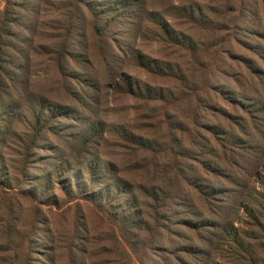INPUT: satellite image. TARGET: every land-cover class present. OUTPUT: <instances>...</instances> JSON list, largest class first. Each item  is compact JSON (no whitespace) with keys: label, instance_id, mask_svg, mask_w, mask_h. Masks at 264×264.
Segmentation results:
<instances>
[{"label":"rangeland","instance_id":"obj_1","mask_svg":"<svg viewBox=\"0 0 264 264\" xmlns=\"http://www.w3.org/2000/svg\"><path fill=\"white\" fill-rule=\"evenodd\" d=\"M239 1L0 0L22 51L1 73L0 264H264L244 210L264 211V26L244 12L263 2Z\"/></svg>","mask_w":264,"mask_h":264},{"label":"trees","instance_id":"obj_2","mask_svg":"<svg viewBox=\"0 0 264 264\" xmlns=\"http://www.w3.org/2000/svg\"><path fill=\"white\" fill-rule=\"evenodd\" d=\"M253 2L256 3V0H252ZM263 2V5L256 10V4L254 7H250V6H247V9L244 10L245 14H250L252 16H254V18L256 20H258L259 22V25L262 27L264 26V0H261ZM244 1L240 0L238 3L239 5L237 6V9L236 11L240 10L241 9V5ZM77 6H75L74 9H76ZM252 9V11L250 10ZM70 11V12H69ZM67 13V20H69V31L73 32L74 30V27H75V24H74V19L76 17V11L74 10H69ZM195 11H199L198 8H192V11H191V14H192V17L193 15L195 14ZM240 12V11H239ZM241 13H243L241 11ZM168 17H171V14H166ZM226 16H223V19L225 18ZM222 19V20H223ZM14 19L12 18V13H7V12H0V85H2V75L1 73L4 71L8 76H10V72H9V67H8V64L11 63V64H16L15 62V59L13 58L12 62H9V57H11V54L8 52V48H11L13 49L14 51H16L18 53V55L21 57L22 56V51L21 50H17L16 46L10 42L9 40V37H13L14 34L12 33V29H11V23ZM149 21H152V22H157V18L155 15L152 14V17L149 19ZM162 22V21H161ZM227 23H230L229 24V29L230 30H234L237 28V23H238V18L237 17H232L231 19L227 20ZM158 25L161 27L162 30H164L165 28H168L166 30V37H169L168 33H172V29H170L169 25L162 22V23H158ZM106 29V26H100V27H95V32L98 34V35H101V33H103V31H105ZM223 29V28H222ZM220 29V30H222ZM70 34H67L66 37L64 38V45H63V51L60 54V60L62 61H65L66 60V57L69 56V52H67V49L70 47V37H69ZM226 35V34H225ZM251 35L255 36V37H261L263 38L261 35H263L262 32H260V30H256L254 32H251ZM227 43V42H225ZM11 60V59H10ZM16 67V65H15ZM237 99V98H236ZM52 106L51 104L48 105V108L47 106H45L44 109H48L49 111L51 109H49V107ZM52 111V110H51ZM65 111V110H64ZM263 111H264V108H263ZM62 116H66V111L65 112H62ZM253 128L258 131L260 129V125L256 126L254 125ZM242 134H246V133H242ZM264 199V197H263ZM262 209L264 210V203H263V206H262ZM246 210V215L249 217L250 221L255 225V224H258L261 226V220H264V211L262 212V216L259 217L258 215L255 214L256 210L255 209H252L250 207H245ZM262 232L264 233V229L262 230ZM260 238H258L259 240Z\"/></svg>","mask_w":264,"mask_h":264}]
</instances>
